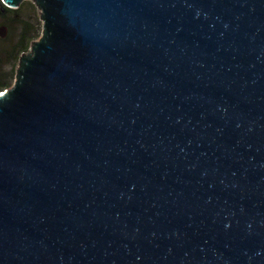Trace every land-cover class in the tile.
<instances>
[{"label":"water","instance_id":"water-1","mask_svg":"<svg viewBox=\"0 0 264 264\" xmlns=\"http://www.w3.org/2000/svg\"><path fill=\"white\" fill-rule=\"evenodd\" d=\"M1 1L0 264H264V0Z\"/></svg>","mask_w":264,"mask_h":264},{"label":"trees","instance_id":"trees-1","mask_svg":"<svg viewBox=\"0 0 264 264\" xmlns=\"http://www.w3.org/2000/svg\"><path fill=\"white\" fill-rule=\"evenodd\" d=\"M26 4H29L33 10L36 7L32 2H24L19 9H10L0 0V26H7L9 29L7 38H0V92L11 87L15 72L14 66L10 73L11 76H8L3 66L9 62L16 63L42 34L41 23L21 16V10Z\"/></svg>","mask_w":264,"mask_h":264},{"label":"rangeland","instance_id":"rangeland-1","mask_svg":"<svg viewBox=\"0 0 264 264\" xmlns=\"http://www.w3.org/2000/svg\"><path fill=\"white\" fill-rule=\"evenodd\" d=\"M21 16L23 18L28 19V20H31L33 22H39V23H41V26L43 25L42 24V21L40 20V14H39L37 8L35 7V9L33 10L32 7L29 4H26L22 8V10H21ZM0 22H1V19H0ZM38 40H36V41H38ZM18 63H19V60L16 63H13L12 64L11 62H9V63H6V65L3 66V70L5 71L6 74H9L8 76H11V74H10L11 73V70L15 66V70H14L15 72L13 74V79H12V85H11V87L13 86V84L15 82V77H16V71H17V68H18ZM7 88H10V87H7Z\"/></svg>","mask_w":264,"mask_h":264}]
</instances>
